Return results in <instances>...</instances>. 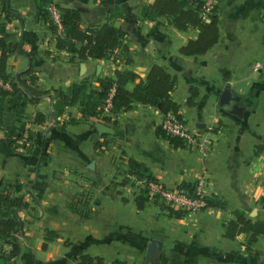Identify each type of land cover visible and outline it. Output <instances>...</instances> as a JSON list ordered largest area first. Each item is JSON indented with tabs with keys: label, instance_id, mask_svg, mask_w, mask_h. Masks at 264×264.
I'll list each match as a JSON object with an SVG mask.
<instances>
[{
	"label": "crops",
	"instance_id": "crops-1",
	"mask_svg": "<svg viewBox=\"0 0 264 264\" xmlns=\"http://www.w3.org/2000/svg\"><path fill=\"white\" fill-rule=\"evenodd\" d=\"M145 1L154 0H53L78 8L84 27L119 26L132 57L127 64L123 52L117 60L72 59L39 15V0H0V33L15 45L4 87L18 86L0 95V185L29 201L12 212L22 222L16 254L2 256L10 254L14 237L0 234V264H78L83 252L103 257L104 264H264V234L249 248L245 234L228 238L223 226L234 208L264 219V139L257 141L264 134V0H219V40L198 56L180 51L198 28L179 29L164 15L145 17ZM256 62L262 66L255 68ZM153 63L177 74L173 97L190 128L209 131L211 124H221L209 131L212 155L200 157L159 133L168 114L158 105L137 103L111 121L103 118L111 114L108 107L92 116L83 115L78 103L57 111L56 89L71 93V85L85 79L98 85L97 77L113 75L117 66L145 77ZM31 67L37 75L32 86L46 92L34 94L19 81ZM21 77L29 81L28 74ZM227 85L242 115L219 103ZM193 93L194 104H188ZM97 122L113 132H100ZM245 148L251 151L242 159L238 151ZM130 157L168 187L203 177L205 195L227 200L228 208L205 205L176 217L155 198L138 208L137 186L122 183ZM166 159L174 161L172 169ZM240 165L251 170L240 171ZM37 182L46 183L44 189ZM151 238L161 243L155 263L145 259Z\"/></svg>",
	"mask_w": 264,
	"mask_h": 264
},
{
	"label": "trees",
	"instance_id": "trees-1",
	"mask_svg": "<svg viewBox=\"0 0 264 264\" xmlns=\"http://www.w3.org/2000/svg\"><path fill=\"white\" fill-rule=\"evenodd\" d=\"M54 4L61 11L62 32L58 30V25L50 15L48 6ZM204 0H154L143 6V15L147 18H156L164 15L179 29L188 27H197L198 34L190 38L180 47L183 54L195 55L207 52L220 37L219 18L217 14L218 3L213 7L208 18L201 14ZM39 15L47 20L52 29L57 33V46L66 49L72 53V59L78 56L80 59L87 58H106L117 60L120 53L127 54L125 62L131 63L132 57L129 55V45L124 40L125 32L119 27L109 22L100 25L90 24L82 26V15L78 8L62 6L59 3H53V0H39ZM15 45L8 42L0 33V95H6L18 90V86L13 83V88L8 89L4 84L9 79L7 72V58ZM28 74L29 81L22 79L21 75ZM37 78L32 67L23 71L19 76V81L29 87L34 94L46 92L36 89L32 86ZM98 85L85 79L74 82L71 87V93L62 89H56L60 96L57 102V111L61 112L66 105L79 104L80 111L85 116L99 115L108 107L111 114L103 116L105 120L111 121L114 114L123 110L134 108L137 103L158 105L165 114H174L177 118H182L179 110L181 104L173 97V90L178 81V76L172 73L164 65L153 63L147 75L141 77L138 72L128 67H116L113 75L97 77ZM136 81L130 88L128 83ZM194 93L189 97L187 103L194 104ZM43 117L39 113L37 120L42 121ZM117 119H114L116 122ZM157 131L168 137L175 146H184L182 139L170 135L165 129L163 123L157 127ZM260 150H263L262 148ZM128 174L123 179V184L131 182L137 186V192L134 202L138 208H145L147 203L155 198L160 200L159 194L151 192L149 181L158 179L153 175L150 168L142 161L134 157L129 158L127 169ZM135 180L143 182L138 185ZM42 189L46 186L44 182H37ZM179 188L188 192H195L196 180H183L178 184ZM206 206H214L222 209L228 208L227 200L217 195H203ZM262 206L264 207V195L261 197ZM29 201L24 197L14 196L6 191L0 185V234L14 237V244L10 254H3L8 257L19 251L20 244L16 239V233L19 231L22 222L16 214H12L18 208L28 206ZM163 208H167L170 216L182 217L190 210L183 207H176L161 203ZM224 235L234 239L239 234H245V245L251 247L257 242L259 236L264 234V219H253L246 210L234 208L232 216L223 223ZM49 234H55V231H49ZM78 264H104L101 256H94L89 253H82ZM240 264H250L241 262Z\"/></svg>",
	"mask_w": 264,
	"mask_h": 264
},
{
	"label": "built area",
	"instance_id": "built-area-1",
	"mask_svg": "<svg viewBox=\"0 0 264 264\" xmlns=\"http://www.w3.org/2000/svg\"><path fill=\"white\" fill-rule=\"evenodd\" d=\"M219 2V0H204L203 8L201 9V14L204 18H208L209 14L212 12L213 7ZM50 15L54 22L58 25V30H62L61 22V11L54 4L48 6ZM262 65L260 62L254 64L255 68H260ZM0 83L2 80L0 78ZM163 125L167 132L183 140L185 145L188 147H197L203 154L207 153L208 148L207 143L208 138H204V141L199 140L197 135L193 133L188 126L186 125L183 118H177L174 114H168L163 121ZM202 142V143H201ZM149 187L151 192L154 194H159L161 200L167 204L174 205L176 207L187 208L190 211H198L205 206V200L202 198L205 195L204 184L205 180L203 177H200L196 180V190L195 192H188L182 188L177 187H168L162 182L150 180Z\"/></svg>",
	"mask_w": 264,
	"mask_h": 264
},
{
	"label": "water",
	"instance_id": "water-1",
	"mask_svg": "<svg viewBox=\"0 0 264 264\" xmlns=\"http://www.w3.org/2000/svg\"><path fill=\"white\" fill-rule=\"evenodd\" d=\"M7 2H9V0H7ZM219 103L222 106L230 109L231 111H234L236 113H241V109L238 107L239 105L238 96L235 95V93L233 92L232 88L229 85L224 87L220 95ZM96 125L100 132H113V129H111L109 126L105 125L104 123L97 122ZM165 167L167 169H172L174 167V161L172 159H166ZM160 248H161V243L151 238L148 243L147 252L145 256L146 261L155 263L157 260V253Z\"/></svg>",
	"mask_w": 264,
	"mask_h": 264
},
{
	"label": "rangeland",
	"instance_id": "rangeland-1",
	"mask_svg": "<svg viewBox=\"0 0 264 264\" xmlns=\"http://www.w3.org/2000/svg\"><path fill=\"white\" fill-rule=\"evenodd\" d=\"M148 2H144V4H142V8H143V6L145 5V4H147ZM116 13H121V10L119 9V10H117L116 11ZM142 14H143V12H142ZM171 23H172V21H171ZM178 28V27H177ZM236 113V112H235ZM237 114H239V113H237ZM239 115H242L241 113L239 114ZM182 116V115H181ZM263 121V120H262ZM261 123V122H260ZM186 125L188 126V124L186 123ZM221 125V124H220ZM217 126V125H214V124H211L206 130H209V131H211V130H214V128L217 130V129H219L221 126ZM188 128L193 132V133H195L196 135H197V137L199 138V140H201V141H204V138H208V143H207V145H208V148L207 147H205V149H207V153L206 154H203L197 147H199V146H196V147H194V148H192V147H188L187 145H185V147H187L188 149H190V150H192V151H197L198 152V154H199V156L200 157H203V156H208V155H212V153H213V149H214V142H215V140H214V138H213V136H212V133H210L209 131H201V130H195V129H192V128H190V126H188ZM241 136V139H240V141L241 142H243V141H247V140H245V139H247V135H243V137H242V135H240ZM204 137V138H203ZM264 139V134L263 133H261V134H259V140H257V141H260V142H262V140ZM202 143V142H201ZM245 143V142H244ZM257 144H255V146H256ZM258 150L259 149H257V152H258ZM251 150H249V148H245L244 150L243 149H240L238 152H240V155H239V157L240 158H242V159H245V157H247V152H250ZM262 153H264V152H262ZM244 169H247V171H250L251 169H250V167H246V166H243V165H240L239 166V170L241 171V170H244Z\"/></svg>",
	"mask_w": 264,
	"mask_h": 264
}]
</instances>
